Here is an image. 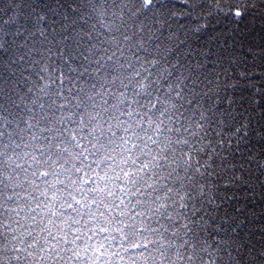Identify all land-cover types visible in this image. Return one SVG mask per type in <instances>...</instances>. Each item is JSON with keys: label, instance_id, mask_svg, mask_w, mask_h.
Wrapping results in <instances>:
<instances>
[{"label": "trees", "instance_id": "trees-1", "mask_svg": "<svg viewBox=\"0 0 264 264\" xmlns=\"http://www.w3.org/2000/svg\"><path fill=\"white\" fill-rule=\"evenodd\" d=\"M237 7L247 9L237 29L243 47L237 43L217 56L218 42L211 37L225 30L228 20L218 24L216 16L207 15L212 6L201 0H0V147L10 139L19 142L21 136L31 139L36 128L29 125L40 127V116L56 126L40 134L42 143L51 146L53 135L67 134L77 126L75 119L57 121V116L71 112L79 117L93 103L90 96L123 92L135 97V105L125 103L122 120L129 119L134 106L138 110L134 119L143 120V127L149 118L167 120L172 129L169 134L177 138L187 135L190 124L204 126L193 145L198 146L201 138L207 145L197 152V167L207 161L201 168L200 184L210 194L206 189L213 187L216 173L224 171L216 149L226 154L230 143L225 128L233 118L226 114L229 105L223 99L235 98V107L242 112L254 95L230 63L231 54L256 49L255 64L249 58L245 70L264 73V57L259 55L264 53V0H238L233 11ZM205 24L204 30H198ZM223 42L221 37L219 43ZM141 80L146 85L143 93L134 87ZM169 103L175 107L167 111ZM261 113L264 107L249 113L254 129L259 128L256 120ZM262 135L253 132L246 150L264 162ZM87 136L84 128L80 137ZM78 139L74 152L83 153L76 162L79 168L80 161H92L94 156L84 148L88 141ZM4 193L0 185V196ZM208 197L189 205L198 209L184 237L189 241L183 248L189 264H264V230H260L264 199L259 191L250 205L255 219L238 232L229 230V225L221 227L223 213H213ZM152 226L158 228L159 223L153 221ZM179 226V221L173 225ZM71 235L76 236L75 226ZM137 250L140 244H133L132 251Z\"/></svg>", "mask_w": 264, "mask_h": 264}, {"label": "clouds", "instance_id": "clouds-1", "mask_svg": "<svg viewBox=\"0 0 264 264\" xmlns=\"http://www.w3.org/2000/svg\"><path fill=\"white\" fill-rule=\"evenodd\" d=\"M134 87L143 93L146 85L141 80ZM97 97L90 96L93 103L79 117H56L75 119L77 126L53 135L51 146L40 134L56 126L40 116V127L29 125L36 128L31 139L21 136L0 147V264H189L184 237L198 211L189 205L210 195L200 184L207 161L197 167V152L207 145L202 138L193 145L204 126L190 124L177 138L167 120L149 118L143 127L134 106L122 120L123 106L135 105L134 96L102 91ZM174 107L169 103L166 110ZM84 128L88 136L80 137ZM78 138L88 141L84 148L94 156L79 168ZM137 243L140 250L133 252Z\"/></svg>", "mask_w": 264, "mask_h": 264}, {"label": "snow or ice", "instance_id": "snow-or-ice-1", "mask_svg": "<svg viewBox=\"0 0 264 264\" xmlns=\"http://www.w3.org/2000/svg\"><path fill=\"white\" fill-rule=\"evenodd\" d=\"M247 0H245V3ZM202 4H208L212 6V11L207 15L216 16L217 23H224L225 19L228 20V26L225 30H222L219 35L211 37L212 40L218 42L216 53L220 56L221 52H227L228 47L235 48L239 43L243 47V41L240 38V34L237 32L238 26L242 23L243 16L247 14V9L240 10L239 7L233 11V6L238 5V0H201ZM205 25H201L198 30H204ZM231 30H227V28ZM223 38V44L219 41ZM264 57V53L259 54ZM257 56L256 49L249 48L244 53L236 55L234 52L231 54L230 63L235 65L238 70V75L248 81L247 87H250L254 93L251 99H248V108H245L242 112L235 106L237 100L225 96L223 103H227L229 108L226 109V114H230L233 118L232 123L226 125L225 131L229 132L227 144V153L223 152V149H216L218 156L221 160V167L224 169L223 173H216L217 178L212 180L213 187L207 191L210 192V196L207 199V203L213 209V213L222 212L224 219L221 220V227L229 225V230L239 231L250 220L255 219L254 210L250 208L256 199V193L259 191L260 198L264 199V162L251 152L246 150L248 138L253 132L264 133V113H261L260 117L256 120L258 129H254L252 126V117L249 115L251 112H256L260 108L264 107L261 103L264 100V73L258 74L255 71H246L249 58L252 59V63L255 64ZM255 79H259L260 83L254 82ZM225 87H232L235 89V85H225ZM245 117H248L247 120ZM238 118V122H237ZM264 139V135L260 137ZM215 167V161H213V168ZM264 216V213L261 214ZM219 219V217H215ZM215 222V220H214ZM260 230H264V225ZM147 247V245H145Z\"/></svg>", "mask_w": 264, "mask_h": 264}]
</instances>
